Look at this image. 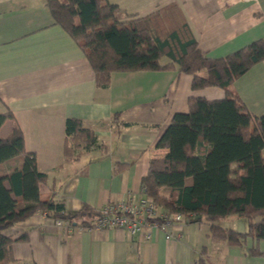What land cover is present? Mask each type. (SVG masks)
<instances>
[{
    "label": "crops",
    "instance_id": "obj_1",
    "mask_svg": "<svg viewBox=\"0 0 264 264\" xmlns=\"http://www.w3.org/2000/svg\"><path fill=\"white\" fill-rule=\"evenodd\" d=\"M110 1L119 6V14L136 15L176 1L198 46L212 57L264 38V0ZM191 83V74L171 68L113 71L108 85L99 87L83 50L53 22L44 0H0V111L8 107L14 116L0 125V138L19 125L25 148L48 174L40 185L41 198L62 195L69 212L138 196L151 158L167 154L156 141L171 115L188 110L190 95H226L220 86L195 89ZM230 89L254 116L263 114L264 59L237 77ZM67 117L81 118L97 136V145L77 161H63ZM19 162L18 157L5 160L0 171ZM95 217L80 214L74 223L59 225L35 211L3 233L13 238L18 260L37 264H196L203 245L215 264H264V257L249 253L254 244L250 238L237 246L213 243L204 220L176 222L170 228L173 237L166 239L156 228L149 238L145 232L95 228ZM85 219L89 222L80 224ZM226 220V226L245 230L243 219Z\"/></svg>",
    "mask_w": 264,
    "mask_h": 264
},
{
    "label": "trees",
    "instance_id": "obj_2",
    "mask_svg": "<svg viewBox=\"0 0 264 264\" xmlns=\"http://www.w3.org/2000/svg\"><path fill=\"white\" fill-rule=\"evenodd\" d=\"M44 1L53 22L83 50L99 87L108 85L113 71L176 68L192 75V88L225 89L226 95L218 99L190 95L188 110L171 115L156 141L167 154L151 158L141 185L158 208L180 213L184 221L204 220L213 243L237 246L250 238L254 244L249 253L264 257V113L254 116L230 89L237 77L264 59V38L212 57L198 46L176 1L144 15L119 14V6L110 0ZM13 117L6 107L0 111V125ZM64 127L63 161H77L97 145L94 128L81 118L67 117ZM15 157L19 163L0 171V264H37L13 255V238L3 229L35 211L71 224L80 214L93 218L98 209L82 205L69 212L62 195L53 192L41 198L40 185L48 174L38 169L35 153L25 148L18 124L0 138V163ZM229 218L243 219L245 230L221 224ZM195 263L215 264L206 245Z\"/></svg>",
    "mask_w": 264,
    "mask_h": 264
},
{
    "label": "built area",
    "instance_id": "obj_3",
    "mask_svg": "<svg viewBox=\"0 0 264 264\" xmlns=\"http://www.w3.org/2000/svg\"><path fill=\"white\" fill-rule=\"evenodd\" d=\"M183 219L180 213L158 208L141 185L136 198L114 200L99 208L93 227L117 228L131 235L145 232L147 238L151 235L150 230L156 228L170 239L173 237L170 228ZM56 221L62 224L61 220Z\"/></svg>",
    "mask_w": 264,
    "mask_h": 264
},
{
    "label": "rangeland",
    "instance_id": "obj_4",
    "mask_svg": "<svg viewBox=\"0 0 264 264\" xmlns=\"http://www.w3.org/2000/svg\"><path fill=\"white\" fill-rule=\"evenodd\" d=\"M163 59H164V58H163ZM263 154H264V149H263ZM221 224H222V225H229V224H227V220H226V219L222 220V221H221Z\"/></svg>",
    "mask_w": 264,
    "mask_h": 264
},
{
    "label": "water",
    "instance_id": "obj_5",
    "mask_svg": "<svg viewBox=\"0 0 264 264\" xmlns=\"http://www.w3.org/2000/svg\"><path fill=\"white\" fill-rule=\"evenodd\" d=\"M200 215H197L196 217H199Z\"/></svg>",
    "mask_w": 264,
    "mask_h": 264
}]
</instances>
